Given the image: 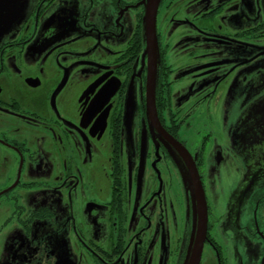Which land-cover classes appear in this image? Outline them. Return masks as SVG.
Masks as SVG:
<instances>
[{
    "label": "flooded vegetation",
    "instance_id": "af4514ba",
    "mask_svg": "<svg viewBox=\"0 0 264 264\" xmlns=\"http://www.w3.org/2000/svg\"><path fill=\"white\" fill-rule=\"evenodd\" d=\"M147 2L0 0V264H264V0L158 1L164 134Z\"/></svg>",
    "mask_w": 264,
    "mask_h": 264
},
{
    "label": "water",
    "instance_id": "95a60500",
    "mask_svg": "<svg viewBox=\"0 0 264 264\" xmlns=\"http://www.w3.org/2000/svg\"><path fill=\"white\" fill-rule=\"evenodd\" d=\"M159 0H148L145 8V13L143 15V28H144V39L146 41V47L145 50L148 52V75L146 79V103L148 106V114L151 117L152 122L156 125L157 128H159L160 134H164L163 130L158 127L157 116L155 113V92H154V77L156 73V67H155V53H156V38H155V19H156V9H157V3ZM115 91V89H114ZM112 91H102L99 93L98 99H102L105 101L108 97L112 95ZM167 135V134H166ZM172 145H176L178 148L181 147L180 144L176 142L175 139L169 138ZM182 148V147H181ZM187 166L189 168V177L187 178V181L189 183V187H191V197L193 200V206L196 208V212L199 213V217L203 220V222H206V208H205V197L203 193V187L201 186V182L199 177L197 176V172L195 169V165L190 161V159L187 156L186 160ZM194 256V255H193ZM192 259V258H191ZM190 264V261H189ZM193 264V262H191Z\"/></svg>",
    "mask_w": 264,
    "mask_h": 264
},
{
    "label": "rangeland",
    "instance_id": "374dc122",
    "mask_svg": "<svg viewBox=\"0 0 264 264\" xmlns=\"http://www.w3.org/2000/svg\"><path fill=\"white\" fill-rule=\"evenodd\" d=\"M173 15H171L172 17ZM171 17H169L168 19V27L174 31V33L176 32V30H178V28H181L179 25V18L176 19H172ZM129 100H134L133 96L132 99L129 97ZM2 219V216H0V220ZM11 264V263H10Z\"/></svg>",
    "mask_w": 264,
    "mask_h": 264
}]
</instances>
